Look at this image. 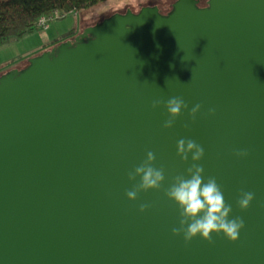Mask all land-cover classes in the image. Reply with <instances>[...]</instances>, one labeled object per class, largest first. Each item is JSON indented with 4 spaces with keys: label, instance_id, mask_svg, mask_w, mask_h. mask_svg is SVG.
<instances>
[{
    "label": "water",
    "instance_id": "1",
    "mask_svg": "<svg viewBox=\"0 0 264 264\" xmlns=\"http://www.w3.org/2000/svg\"><path fill=\"white\" fill-rule=\"evenodd\" d=\"M199 2H115L83 30L116 14L102 25L0 72V264H264V0ZM172 97L202 105L194 122L164 128L152 102ZM181 138L244 219L238 242L173 235ZM148 151L166 180L133 202L128 174Z\"/></svg>",
    "mask_w": 264,
    "mask_h": 264
},
{
    "label": "clouds",
    "instance_id": "2",
    "mask_svg": "<svg viewBox=\"0 0 264 264\" xmlns=\"http://www.w3.org/2000/svg\"><path fill=\"white\" fill-rule=\"evenodd\" d=\"M161 106L165 107L169 114V119L163 125L166 129L173 128L177 118L185 111L194 122L202 108L201 104L190 108L182 97H172L167 101L156 99L152 102L154 110ZM209 114L214 115L215 109L210 108ZM185 127L189 125L186 123ZM177 155L186 163L191 156V163L186 169V175H177L174 182L165 190V195L177 204L180 210L179 227L172 229L173 235H183L186 243H190L198 236L213 243V233L223 234L233 243L238 242L240 233L246 226L245 221L242 217L230 218L233 210L225 200L221 186L214 177L205 180V169L199 163L205 155L203 146L193 139L181 138L177 141ZM235 155L244 158L248 156V152L237 151ZM155 161V153L148 151L146 160L129 172V181L133 183V187L126 192L129 200L137 201L141 192L161 190L166 180L165 170L162 167H155ZM137 177L140 178L138 183ZM254 199L253 192L242 191L237 203L241 210H247ZM149 207L148 204H141L140 211L144 212Z\"/></svg>",
    "mask_w": 264,
    "mask_h": 264
},
{
    "label": "rangeland",
    "instance_id": "3",
    "mask_svg": "<svg viewBox=\"0 0 264 264\" xmlns=\"http://www.w3.org/2000/svg\"><path fill=\"white\" fill-rule=\"evenodd\" d=\"M118 1L121 0H106L87 10L58 13L49 21L46 29L41 27L21 39L0 42V60L7 62L1 66L0 72L82 33L87 21L101 15Z\"/></svg>",
    "mask_w": 264,
    "mask_h": 264
},
{
    "label": "trees",
    "instance_id": "4",
    "mask_svg": "<svg viewBox=\"0 0 264 264\" xmlns=\"http://www.w3.org/2000/svg\"><path fill=\"white\" fill-rule=\"evenodd\" d=\"M104 1L106 0H0V42L21 39L41 29L39 22L43 16L83 11ZM205 3L208 6L209 0ZM174 9L175 4L169 11L160 10L162 14L168 15Z\"/></svg>",
    "mask_w": 264,
    "mask_h": 264
},
{
    "label": "flooded vegetation",
    "instance_id": "5",
    "mask_svg": "<svg viewBox=\"0 0 264 264\" xmlns=\"http://www.w3.org/2000/svg\"><path fill=\"white\" fill-rule=\"evenodd\" d=\"M198 6H199V7H207V6H206V3L202 4L201 0H200V2H199ZM143 9H144V7H143L142 9H140V10H137V11H136V10L134 11V10H132V9H128L126 12H123V13H120V14H122V15H126L129 11H132V12L135 13V14H139ZM160 11H161V10H160ZM161 13H162V12H161ZM114 15H116V14H114ZM114 15H111V16H109V17L103 19V20H100V21H96V22L91 23L90 25L87 26V28H85V29L83 30V32H84L86 29L90 28V27H96V26H100V25H102L107 19H110V18L113 17ZM163 15L167 16L166 13H163ZM168 15H169V14H168ZM83 32H82V33H83ZM82 33H81V34H82Z\"/></svg>",
    "mask_w": 264,
    "mask_h": 264
},
{
    "label": "built area",
    "instance_id": "6",
    "mask_svg": "<svg viewBox=\"0 0 264 264\" xmlns=\"http://www.w3.org/2000/svg\"><path fill=\"white\" fill-rule=\"evenodd\" d=\"M55 15L53 16H43L39 22L40 27L46 29L48 27L49 21L54 18Z\"/></svg>",
    "mask_w": 264,
    "mask_h": 264
},
{
    "label": "crops",
    "instance_id": "7",
    "mask_svg": "<svg viewBox=\"0 0 264 264\" xmlns=\"http://www.w3.org/2000/svg\"><path fill=\"white\" fill-rule=\"evenodd\" d=\"M3 63V64H2ZM7 64V62L4 63V61L0 60V68L1 66H5ZM1 70V69H0Z\"/></svg>",
    "mask_w": 264,
    "mask_h": 264
}]
</instances>
